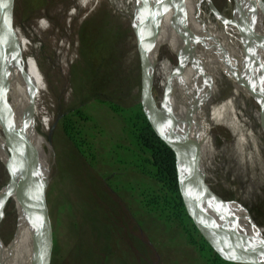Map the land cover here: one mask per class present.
Segmentation results:
<instances>
[{
  "label": "rangeland",
  "instance_id": "374dc122",
  "mask_svg": "<svg viewBox=\"0 0 264 264\" xmlns=\"http://www.w3.org/2000/svg\"><path fill=\"white\" fill-rule=\"evenodd\" d=\"M210 1L224 18L230 17L232 0ZM75 2L14 0L13 3L14 34L18 29L32 30L41 18L50 25L39 35L40 39L29 38L22 53L23 60L28 56L34 58L43 76L26 120L48 164L46 204L53 234L50 264H209L212 252L205 247L199 249L197 238L196 243H189L177 220L170 217L165 221L144 206V189L154 185L129 162L123 119L136 104L140 106V85L136 39L124 0H92L68 19L67 13L75 8ZM148 2L162 46L156 59L159 64L178 63L163 43L165 38H171L186 66L178 75H174L177 67L173 68L172 75L181 84L189 85L193 71L187 66L195 68L197 64L193 11L180 0ZM59 7L62 17L55 14ZM150 41L153 47V32ZM32 44L39 47L34 53H30ZM60 44H64L65 57L56 65L60 61L56 55ZM209 62V73L216 81L219 65L213 60ZM258 71L264 82V52ZM162 74L152 75L158 115L163 118L164 103L171 117H180V130L186 129L187 133L193 128L200 136L212 140L213 155L202 156L197 162L198 170L193 171L206 185L210 183L204 190L225 201L238 202L254 224L249 229H264V134L258 131L257 123L250 117L244 129L256 138L259 157L241 165L228 148L232 138L227 129L220 125L191 124L178 105L159 95ZM219 91L223 96L228 93L225 84H220ZM3 94L12 106L16 89L11 80ZM220 103L235 114L243 111L240 105L222 100ZM245 107L250 114L259 110L252 98L246 99ZM206 166L208 181L200 174ZM6 185L7 176L0 164V189ZM21 205L13 183L0 215V240L5 247L14 238ZM258 241L262 243L261 239ZM13 264H19L18 260L14 259Z\"/></svg>",
  "mask_w": 264,
  "mask_h": 264
},
{
  "label": "bare ground",
  "instance_id": "6f19581e",
  "mask_svg": "<svg viewBox=\"0 0 264 264\" xmlns=\"http://www.w3.org/2000/svg\"><path fill=\"white\" fill-rule=\"evenodd\" d=\"M91 1L76 0L75 8L67 13L68 19L74 17L77 11L85 9ZM180 2L190 5L195 17L193 36L197 64L195 68L187 66L193 71V79L189 85L181 84L172 75L173 68L177 67L174 75L180 74L183 68H186L183 62L180 61L182 59H179L178 63L173 66L167 63L159 64L156 59L161 55L162 46L148 0H124L131 27L136 33L137 49L145 61L146 81L143 85L144 92L148 89V76L152 73H163L159 95L164 100L178 105L191 124L195 122L206 127L220 125L227 129L232 138L228 148L239 164L249 163L253 158L254 160L258 159L259 152L256 138L248 130L245 131L244 127L251 117L257 123L258 131L264 134V82L260 80L258 71V63L264 51L248 34L246 27L248 16L240 11L239 0H232L231 15L228 19L223 18L217 12L210 0H180ZM55 14L62 17L63 12L60 7L55 10ZM146 22L154 28L155 42L153 47H151L150 37L149 39L147 37L148 27L145 28L144 26ZM33 26L30 31L18 29L14 34L15 46L5 71L4 89L6 83L11 80L15 85L16 98L12 106L7 103L4 94L3 98L11 118L22 129V137L28 153L46 169L48 164H46L43 150L35 132L26 120L31 99L43 76L39 74L40 71L34 58L28 56L27 60H23L22 53L26 41L29 38L34 39V36L40 39L39 35L46 32L50 25L41 18ZM251 30L257 37H262L264 32V16L258 6H255L252 12ZM37 47L32 44L30 53L36 50ZM63 48L64 44L58 46L59 52L56 55L60 57V61H56V65H60L64 60ZM209 60L216 61L219 65L216 81L209 73ZM220 84H225L228 92L225 96L219 91ZM252 97L259 100L260 109L250 114L245 107V103L246 99ZM221 100L233 106L240 105L243 107V111L235 114L223 108L220 103ZM142 102L145 111H147L146 97H142ZM165 106L166 104L163 103V118L158 115L157 111L156 114L165 123L166 138L179 147H181V142L187 144L189 151L194 153L193 163H187L184 160L177 161V173L178 184L184 197L187 212L198 230L208 239L216 252L224 258L232 255L236 261L264 258V229H257V227L256 229L255 227L249 229L254 224L250 221L246 210L237 202L238 235L235 231L237 218L228 209L230 201L225 206L227 209H224L223 212L218 197L210 195L204 189H197L192 183L191 176L194 174L193 171L198 170L197 162L199 159L202 156L208 158L207 156H212L214 153L212 140L200 136L193 128H189L187 133L186 129L185 131L180 130L178 126L180 117H171ZM152 124L156 130L160 129V124L156 121H152ZM207 161L208 159L204 160L206 163ZM0 164L7 174V157L1 136ZM200 172L203 179L208 181L209 175L207 173H209V169L207 166L203 167ZM13 183H15L19 199V188L16 182L1 188L0 215L3 202L7 198ZM20 203L22 205L18 212L13 240L6 247L0 241V264H13L14 259H17L19 264H35L36 261L37 251L31 242L32 237L36 236V223L29 221L25 204L22 201ZM212 212L218 215L212 217ZM223 213H226L229 218L224 217ZM221 219L228 222L224 235H226L229 244L221 240L219 232ZM240 232H243V234L249 232L250 235H241ZM259 239L262 240V243H259Z\"/></svg>",
  "mask_w": 264,
  "mask_h": 264
},
{
  "label": "water",
  "instance_id": "95a60500",
  "mask_svg": "<svg viewBox=\"0 0 264 264\" xmlns=\"http://www.w3.org/2000/svg\"><path fill=\"white\" fill-rule=\"evenodd\" d=\"M13 3L14 0H0V136L2 138L3 147L7 157V185L11 184L12 182L17 183L19 188V199L25 204L28 213V219L29 221L36 223V236L32 237L31 239V242L34 244V247L37 251L35 264H50L53 250V234L46 204V187L48 182L46 171L47 168L45 169L42 167V165L28 153L25 141L22 137V129L16 125L11 118L3 98L5 71L15 46ZM255 6L259 7L264 16L263 0H239L240 11L248 16L247 17L245 15L247 17L246 27L248 34L254 40V42L258 44L260 49L264 51V32L262 37H257L252 33L251 30L252 12ZM144 26L145 28L148 27L147 37L149 39L154 28L147 22L144 24ZM131 30L133 35H135L136 33L134 29L131 28ZM135 47L139 61L140 109L154 134L172 152L174 156L177 188L186 215L189 217L192 225L195 227L200 237L209 246L212 252L223 262L227 264H264V258L253 259L249 261H236L233 255L228 258H224L215 251L214 247H212L210 243H208V241L197 229L193 219L188 214L184 197L178 184L177 161L184 160L187 163H193L195 159L194 153L191 151L185 152L184 148L179 147L166 138L165 123L156 114L158 102L152 93L153 73L148 76V89L144 92L143 85L146 81V75L144 73L145 61L143 56L139 53L136 43ZM142 97H146L147 99V111L144 109ZM252 99L258 103L260 109L259 100L254 97H252ZM152 121L160 123L159 130L154 128ZM191 180L194 186L200 190L207 189V186L210 185V183L209 185H206L203 181L198 179L197 174H192ZM218 202L222 210H224V207L228 204V201H225L221 196H218ZM227 224L228 222H226L225 219H221L219 224V232L221 240L229 244L228 240L226 239V235H224Z\"/></svg>",
  "mask_w": 264,
  "mask_h": 264
},
{
  "label": "trees",
  "instance_id": "16d2710c",
  "mask_svg": "<svg viewBox=\"0 0 264 264\" xmlns=\"http://www.w3.org/2000/svg\"><path fill=\"white\" fill-rule=\"evenodd\" d=\"M163 43L169 53L173 55L177 61L182 59L178 53L175 42L171 38H165ZM180 61L183 62V59ZM113 109L117 110L116 107ZM119 110L122 111V109ZM61 116L62 118L64 117L63 114H61ZM157 123L160 124L159 122ZM123 124V130L129 141V147H127L130 155L129 162L136 171L146 176L154 185V188L147 187V189H144L145 193L142 200L144 206L147 207L148 211L156 214L159 218H163L165 221H169L170 217H173L178 221V225L182 229V232L186 234L189 243H196L194 238H197L199 249L205 247L212 252L209 246L197 233L195 227L185 213L177 188L174 156L154 134L138 104L124 116ZM64 129L67 131L68 128L65 126ZM67 134L69 136V131ZM181 147L185 149V152L189 151L188 146L184 145L182 142ZM224 209L226 210L227 207H224ZM228 209L237 218V227L235 230L237 232L239 227L237 202L231 201ZM223 215L226 218L228 217L226 213H223ZM209 264L227 263L223 262L212 252Z\"/></svg>",
  "mask_w": 264,
  "mask_h": 264
}]
</instances>
